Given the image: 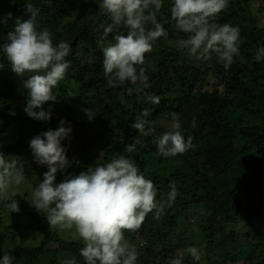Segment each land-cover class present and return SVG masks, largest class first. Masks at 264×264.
Instances as JSON below:
<instances>
[{"label": "trees", "instance_id": "obj_1", "mask_svg": "<svg viewBox=\"0 0 264 264\" xmlns=\"http://www.w3.org/2000/svg\"><path fill=\"white\" fill-rule=\"evenodd\" d=\"M256 1L229 0L228 8L221 13L222 23L240 29V56L231 68L225 71L213 56L211 61L199 65L195 76L186 69L192 58L177 46L184 34L171 21L172 0H163L157 19L168 35L154 42L144 65L150 83L145 91L160 98L158 104H152L135 94L128 95L125 88L107 85L101 47L114 41L111 34L102 41L99 22L91 21L100 11L99 0H87L83 7L79 0H28L39 8L36 23L51 32L54 44L63 39L71 45L66 57L71 66L53 89L57 97L53 103L66 105L68 111L78 105L94 108L95 118L103 128V135L88 132L86 128L94 127V119L90 121L85 114L74 133L75 119L66 115L64 120L72 123L66 126L72 129L66 144L70 150L71 140L78 142L80 151L74 150L73 155L79 156L75 158L79 164L73 162L71 169L61 173L78 175L124 155L154 182L157 199L167 200L170 184L178 191L175 201L159 219L149 213L139 230L125 233L139 253L137 264H151L152 247L169 237L177 248L199 246V242L208 248L216 247L225 234L235 236L232 223L241 215L250 220L259 215L257 234L264 239V60L254 59L258 49L264 47V0H258L257 12L252 10ZM16 8L21 10L18 16ZM8 12L13 19L7 25L0 21V47L7 42V32L14 30L15 18L27 20L30 16L25 12V0H0V18ZM108 23L106 19L105 24ZM121 32L127 34L126 29ZM0 62V152L18 159L20 153L27 152L25 159H20L24 165L23 189L27 190L20 194V186H16L11 190L18 195H10L19 202L20 211L11 213L6 207L10 201H0V257L8 253L13 264H64L72 258L76 264H86L79 255L80 240L71 235L65 241L49 229L44 215L28 202L48 169L34 161L26 143L29 128L37 123L21 109L27 103L22 85L27 75L22 78L12 72L2 51ZM15 81H20L19 85ZM49 102L44 105L49 106ZM144 111L148 114L142 119L153 128L148 135L131 128ZM174 113L185 140L188 136L193 138V147L182 155L163 158L156 155L155 140L171 130L165 124L172 123ZM54 118L52 112V118L42 123V127L47 126L46 131L55 130ZM134 143V151L127 152V146ZM177 231L180 233L175 234ZM138 235L141 240L136 239ZM174 249L164 253L167 258ZM228 255L222 264H264V242L260 249L238 241ZM184 261L188 264L191 257L186 254ZM167 262L162 260L159 264Z\"/></svg>", "mask_w": 264, "mask_h": 264}, {"label": "clouds", "instance_id": "obj_2", "mask_svg": "<svg viewBox=\"0 0 264 264\" xmlns=\"http://www.w3.org/2000/svg\"><path fill=\"white\" fill-rule=\"evenodd\" d=\"M97 4L110 21L106 26L102 25L100 39L103 41L111 34L114 41L101 47L107 85L125 88L128 95L135 94L158 104L160 98L145 91L150 83L144 65L154 42L168 35L157 19V13L164 6L163 0H99ZM228 6L229 0H172L171 21L175 29L184 34V38L177 41L178 48L186 50L199 62H209L215 56L217 63L225 71L229 70L240 56V29L230 23L217 22ZM39 11L25 0L29 19L15 18L14 30L7 32V42L0 47V54L2 51L18 77L27 75V79L22 80L27 93L24 109L27 116L37 121H49L52 108L49 106L45 110L43 106L49 101H57L53 89L65 78L71 66L66 59L71 45L63 39L54 44L51 32L47 28L40 29L36 23ZM12 19L13 14L8 12L0 21L7 25ZM121 29H126L127 34H122ZM254 59L257 62L264 60V47L258 49ZM83 111L90 121L97 115L94 108ZM147 114L141 112L131 124L132 129L143 135L153 132L150 122L142 119ZM64 125L65 121L61 120L57 129L55 125V130L48 129L29 142L34 161L48 169L42 182L33 188L29 204L44 215L43 221L50 230H74L82 244L79 255L86 264H137L139 253L125 233L139 230L149 213L159 219L178 195L175 185L170 184L166 201L157 199L158 189L154 182L124 155L106 164L89 167L78 175H63L73 162L79 164L75 160L78 156L69 161L66 141L61 145L62 140L70 139L72 132L71 127ZM180 128L181 123L174 113L171 130L155 140L157 156L175 157L193 147V138L188 136L185 140ZM134 149L135 143L127 146L129 153ZM23 168L18 156L0 152V201H10L6 207L11 213L20 211L19 202L9 195V190L22 183ZM185 252L195 262L202 259L196 246L187 247ZM0 264H13V258L4 253ZM64 264H76V260L67 259ZM170 264H182V259H173Z\"/></svg>", "mask_w": 264, "mask_h": 264}, {"label": "rangeland", "instance_id": "obj_3", "mask_svg": "<svg viewBox=\"0 0 264 264\" xmlns=\"http://www.w3.org/2000/svg\"><path fill=\"white\" fill-rule=\"evenodd\" d=\"M80 1V5H83L87 2V0H79ZM260 2H262V0H259ZM258 0L256 1L255 4H253V9L252 10H256V12L258 11L259 7H260V2ZM20 8H16L15 10V13L16 15L18 16L20 14ZM257 15V14H256ZM91 18V17H90ZM92 20L91 21H94V22H99V27H98V30L99 32L101 33L103 31V26H105V21L106 19H108V17L104 14L101 13V11H97V13L95 14L94 18H91ZM222 19V16L220 14L217 22L218 23H222L220 20ZM220 21V22H219ZM184 53L186 55L187 52L186 50L184 51ZM189 56V55H188ZM192 58V57H191ZM202 62H199V61H196L194 58H192V61H188V63H186V69L187 71H189L190 74L192 75H195V72H197V69L199 68V65L201 64ZM19 82L20 81H15L14 83L16 85H19ZM49 106H51L52 108V112L55 114V118H54V123L56 125V129L60 126V121L61 120H64V118L67 116L69 117H72L75 119V121L73 122V132H77L78 129H79V124H78V120L83 117L85 115V112L83 111V109H86V107H84L83 105H78L76 106L73 111H68V107L66 105H56L55 103L53 102H49ZM48 105H44V109L45 110H48L49 108ZM26 107V104H24L22 106L21 109H23V114H26L24 109ZM39 110V109H37ZM68 112V114L66 113ZM28 119L30 120L31 118L28 117ZM37 123L35 126H32L29 128L28 130V138H27V144H29L30 140L32 138H34L35 136L39 135L40 133L42 132H45L46 131V128L47 126L45 127H42V123L44 121H37L35 120ZM65 121V127L67 125H71V120ZM168 128H171V123H167L165 124ZM86 130H88V132L90 133H94V134H97V135H103V128L99 125V123L97 122L96 118H94V127L93 128H90V127H87ZM87 132V131H86ZM65 140H62L61 141V145L63 146V144H65ZM71 142L73 143V147L68 150L67 149V152H66V155L69 159V161H73V158L74 155H73V151L74 150H77V151H80L79 150V147H78V142L75 141L74 139L71 140ZM30 149V148H29ZM27 156V152H22L19 154V159H25V157ZM79 157V156H78ZM40 165V164H39ZM42 166H45L47 167L46 165H41ZM72 167V166H71ZM71 169V168H70ZM25 184H23V182L19 185L20 186V194H23L26 192L27 190V187L23 189ZM23 189V190H22ZM18 192L16 190H9V195H14V194H17ZM259 219V215H256L254 217V219L250 220L248 219L246 216H243L241 215L240 217H238L236 220L233 221L232 223V227H231V231L234 232L235 236H230L227 234H225V237L224 238H221L220 240H218L216 243H217V246H213L212 248H208L206 244H201L199 242V246L196 245V247H198L201 251V255H202V259L198 262H195L191 259L190 262H188V264H212L215 263V262H218L219 264H222V260L225 259V258H228L229 257V252H231V250L236 246V243L238 241L240 242H243L245 244H251L252 245V248H255V247H259L261 249V245L263 244L264 242V239L263 237H260L258 234H257V230H258V224H257V221ZM48 223V221H47ZM190 223H192V220L190 221ZM56 232L65 240V241H68L71 237V235L75 238H78L74 232V230L72 231H63V232H59L58 230H56ZM177 233H180V232H176L175 234ZM79 239V238H78ZM137 240H141L142 237L141 236H137L136 237ZM238 241H237V240ZM130 242V240H128ZM30 240L28 239L27 240V243H29ZM168 242L169 244L168 245H165V243ZM131 243V242H130ZM132 244V243H131ZM189 246H193L192 244H189L187 247ZM183 248V247H180V248H177L176 245H173L170 237L167 238V239H160L156 244L155 246L152 247V253H151V258H150V263L151 264H159L162 260H166L168 261L166 264H170L171 260L173 259H176V258H181L182 259V264L185 263V257H186V252H185V249L187 248ZM174 248H177V249H174ZM172 249L173 252H172V256L169 258L166 257V255L164 254L165 252H169L171 251ZM163 251V252H162ZM230 264V263H228ZM237 264H243V262H239Z\"/></svg>", "mask_w": 264, "mask_h": 264}, {"label": "built area", "instance_id": "obj_4", "mask_svg": "<svg viewBox=\"0 0 264 264\" xmlns=\"http://www.w3.org/2000/svg\"><path fill=\"white\" fill-rule=\"evenodd\" d=\"M0 56H1V54H0ZM0 66H1V63H0Z\"/></svg>", "mask_w": 264, "mask_h": 264}]
</instances>
